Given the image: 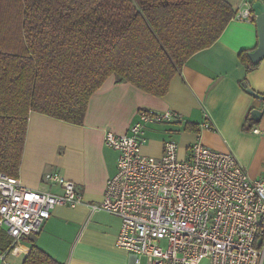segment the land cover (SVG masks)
<instances>
[{
  "label": "crops",
  "instance_id": "obj_1",
  "mask_svg": "<svg viewBox=\"0 0 264 264\" xmlns=\"http://www.w3.org/2000/svg\"><path fill=\"white\" fill-rule=\"evenodd\" d=\"M234 12L250 0H227ZM264 7V0H256ZM252 8V6H251ZM258 45L256 21L232 18L219 38L194 53L170 80L164 96L156 97L129 83H116L109 76L90 97L83 125H73L31 111L18 178L23 186L61 193L56 184L43 179L58 172L75 184L83 202L73 208L56 206L36 234L23 237L14 264H22L32 244L61 264H134L130 253L115 246L118 216L105 211L90 212L89 205L101 201L106 181L116 171L117 152L104 142L106 131L124 134L138 121V111H171L180 121L145 126L142 152L151 159L163 154L164 143H178L177 156L186 159L194 142L217 151L230 150L251 178L264 177V114L259 123L248 117L264 101L248 94L246 86L264 95V58L247 69L239 58ZM204 121L210 129L201 127ZM257 128L259 133H253ZM10 238L0 228V247Z\"/></svg>",
  "mask_w": 264,
  "mask_h": 264
},
{
  "label": "trees",
  "instance_id": "obj_2",
  "mask_svg": "<svg viewBox=\"0 0 264 264\" xmlns=\"http://www.w3.org/2000/svg\"><path fill=\"white\" fill-rule=\"evenodd\" d=\"M233 16L227 0H0V172L18 177L31 111L81 126L111 75L164 96ZM22 264L61 263L32 244Z\"/></svg>",
  "mask_w": 264,
  "mask_h": 264
},
{
  "label": "built area",
  "instance_id": "obj_3",
  "mask_svg": "<svg viewBox=\"0 0 264 264\" xmlns=\"http://www.w3.org/2000/svg\"><path fill=\"white\" fill-rule=\"evenodd\" d=\"M251 2L233 18L256 21ZM171 111H138V121L124 134L106 131L104 142L116 150V171L106 181L100 202L90 212L120 219L115 246L133 255L134 264H264V178H251L230 151L194 142L186 159L169 139L163 154H143V131L150 123L180 121ZM210 129L208 121L201 125ZM253 133H259L257 128ZM43 179L61 193L29 189L18 177L0 172V228L10 243L0 249V264H14L19 242L36 234L56 206L83 202L74 183L58 172Z\"/></svg>",
  "mask_w": 264,
  "mask_h": 264
},
{
  "label": "water",
  "instance_id": "obj_4",
  "mask_svg": "<svg viewBox=\"0 0 264 264\" xmlns=\"http://www.w3.org/2000/svg\"><path fill=\"white\" fill-rule=\"evenodd\" d=\"M252 10L257 15L256 24L258 28V45L252 52L249 53V58L253 64H257L262 58H264V7L260 2L257 1L252 4ZM245 90L252 97L264 101V95L258 94L246 86ZM263 114L264 108H254L250 111L249 119L254 123H259Z\"/></svg>",
  "mask_w": 264,
  "mask_h": 264
},
{
  "label": "rangeland",
  "instance_id": "obj_5",
  "mask_svg": "<svg viewBox=\"0 0 264 264\" xmlns=\"http://www.w3.org/2000/svg\"><path fill=\"white\" fill-rule=\"evenodd\" d=\"M259 178H262V176L261 177H259ZM264 178V177H263Z\"/></svg>",
  "mask_w": 264,
  "mask_h": 264
}]
</instances>
